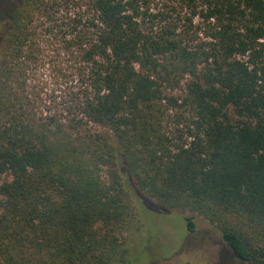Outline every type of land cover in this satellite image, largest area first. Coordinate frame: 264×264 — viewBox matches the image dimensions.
Instances as JSON below:
<instances>
[{
  "label": "trees",
  "instance_id": "obj_1",
  "mask_svg": "<svg viewBox=\"0 0 264 264\" xmlns=\"http://www.w3.org/2000/svg\"><path fill=\"white\" fill-rule=\"evenodd\" d=\"M152 1L0 0V264H130L157 212L264 264V0H174L184 30ZM61 62L64 119L28 91Z\"/></svg>",
  "mask_w": 264,
  "mask_h": 264
},
{
  "label": "rangeland",
  "instance_id": "obj_2",
  "mask_svg": "<svg viewBox=\"0 0 264 264\" xmlns=\"http://www.w3.org/2000/svg\"><path fill=\"white\" fill-rule=\"evenodd\" d=\"M149 12L152 16L169 17L180 30L188 27L186 20L191 18L190 13L179 8L174 0H153ZM192 27L200 30L198 37L203 40L202 21L197 17L192 18ZM28 81V91L36 98L41 113L44 110L60 119L67 117L64 110L71 106L73 100L70 94H75L77 86L73 71L61 62L55 71H50L46 66L38 68L28 76ZM178 94L179 92L173 93L175 96ZM69 117L71 118V115ZM169 121L174 123L173 120ZM168 214L155 213L159 231L153 226L143 225L138 228L132 225L119 235V240L127 250L126 260L136 253L134 261L130 264H245L238 260L222 241L218 229L199 215H180L174 212ZM184 216L192 219L195 225L194 233H187ZM159 243L167 244L164 250L148 256L147 252L159 248Z\"/></svg>",
  "mask_w": 264,
  "mask_h": 264
}]
</instances>
